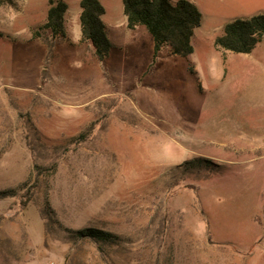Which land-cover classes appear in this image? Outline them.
Returning a JSON list of instances; mask_svg holds the SVG:
<instances>
[{
  "label": "rangeland",
  "instance_id": "rangeland-1",
  "mask_svg": "<svg viewBox=\"0 0 264 264\" xmlns=\"http://www.w3.org/2000/svg\"><path fill=\"white\" fill-rule=\"evenodd\" d=\"M182 1L201 15L192 54L153 60L122 0H99V62L80 0H0V264H264V40L214 45L264 0ZM49 2L66 6L50 46Z\"/></svg>",
  "mask_w": 264,
  "mask_h": 264
},
{
  "label": "trees",
  "instance_id": "trees-1",
  "mask_svg": "<svg viewBox=\"0 0 264 264\" xmlns=\"http://www.w3.org/2000/svg\"><path fill=\"white\" fill-rule=\"evenodd\" d=\"M79 8L80 42L89 43L95 58L104 62L112 47L101 21L104 10L99 0H80ZM65 11L66 6L63 3L49 2L46 22L41 28L48 34L41 39L45 45L50 46L65 39ZM122 13L128 30L144 27L152 38L153 60L164 46L169 47L173 56L185 58L192 54L190 41L194 31L201 25V15L193 4L182 0L175 3H170L169 0H122ZM34 37L41 38L36 33ZM263 40L264 14H260L227 24L222 36L215 39L214 45L226 53L247 55ZM95 125L89 126L86 132L78 137L76 147L88 136L93 135ZM21 206H25V201ZM78 235L95 242H107L110 239L109 234L93 229H84L78 232Z\"/></svg>",
  "mask_w": 264,
  "mask_h": 264
},
{
  "label": "crops",
  "instance_id": "crops-1",
  "mask_svg": "<svg viewBox=\"0 0 264 264\" xmlns=\"http://www.w3.org/2000/svg\"><path fill=\"white\" fill-rule=\"evenodd\" d=\"M136 28H137V27H136ZM136 28H135V29H136ZM135 29H134V30H135ZM132 31H133V30H132ZM106 32H107V31H106ZM107 38H108V36H107ZM262 224H263V229H264V214H263V222H262Z\"/></svg>",
  "mask_w": 264,
  "mask_h": 264
}]
</instances>
